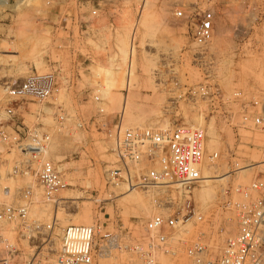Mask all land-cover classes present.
Wrapping results in <instances>:
<instances>
[{
	"label": "rangeland",
	"instance_id": "374dc122",
	"mask_svg": "<svg viewBox=\"0 0 264 264\" xmlns=\"http://www.w3.org/2000/svg\"><path fill=\"white\" fill-rule=\"evenodd\" d=\"M102 7V15L93 24L71 23L69 39L62 17L87 12L88 3L81 8L78 0H7L0 6V80L37 76L43 82L58 70L60 90L47 102L29 101L23 116L27 125L51 136L52 154L47 158L67 182L49 200L35 171L14 173L27 156L0 142V209L28 202L29 220L55 221L56 237L70 224H98L101 234H121L125 245L141 238L146 221L160 211L154 203L156 192L135 188L130 193L126 183L108 184L106 171L116 161L113 143L94 127H77L78 119L89 120L102 107L110 120L122 119L126 127L175 122L204 126L208 148L219 156L208 164L204 181L191 193L196 210L208 217L227 189L247 186L257 176L264 178V136L238 131L226 121L198 112L182 96L189 87L208 80L234 101V124L240 120L243 99L264 100V0H112ZM180 8L194 15L208 9L215 13L214 36L206 47L193 42L190 23L175 17ZM133 43V74L127 86L129 68L119 59L121 47L127 46L130 54ZM67 77L72 84H66ZM99 90L101 103L93 98ZM59 109L69 117L62 125L57 119ZM201 109H205L203 103ZM28 189L31 194L26 198ZM216 221L214 237L217 247H222L227 237L236 234L237 225L228 221L223 232V217ZM6 228V236L15 240L18 233L13 226ZM210 229L207 222L194 219L186 237L194 241ZM95 264L142 261L114 250L112 255L96 258Z\"/></svg>",
	"mask_w": 264,
	"mask_h": 264
},
{
	"label": "built area",
	"instance_id": "2783aa9c",
	"mask_svg": "<svg viewBox=\"0 0 264 264\" xmlns=\"http://www.w3.org/2000/svg\"><path fill=\"white\" fill-rule=\"evenodd\" d=\"M109 1L112 0H78L79 7L88 3L90 9L62 17L61 25L68 31V38L73 34L71 23L93 24L102 15V3ZM175 17L191 24L190 35L198 47L204 48L212 41V10H198L194 15L180 8ZM59 66L63 68V64ZM56 72L49 74L44 83L37 76L0 80V142L27 156L14 168V173L35 171L49 200H53L56 191L66 188L67 182L47 158L51 136L41 132L40 127L27 125L23 112L29 101L47 102L60 90ZM66 84H72L71 77L66 78ZM93 98L102 102L100 90ZM182 98L194 110L226 121L238 131L249 130L264 136V100L243 99L239 103L240 120L234 124V101L208 80L189 87ZM201 103L205 109L200 110ZM59 110L57 119L62 125L69 117L65 110ZM76 125L94 127L113 143L116 161L106 171L108 184L126 183L132 188L155 190L154 203L160 211L146 221L141 238L122 245L121 234H101L98 224H70L56 237L55 221L43 224L29 220L28 202L4 206L0 209V264H95L96 258L112 255L114 250L134 254L142 264H264L263 177L257 176L247 186L227 189L208 217L194 206L192 188L204 181L205 168L219 156L217 151L210 152L204 126L175 122L167 126L126 127L122 119L110 120L102 107L89 120L78 119ZM30 194L28 189L24 196L28 198ZM217 217H223V232L226 222L234 220L237 225L236 234L227 237L222 247H217L214 237ZM194 219L207 222L211 229L190 241L186 234ZM8 225L18 233L15 240L5 234ZM128 234L130 230L125 235Z\"/></svg>",
	"mask_w": 264,
	"mask_h": 264
},
{
	"label": "bare ground",
	"instance_id": "6f19581e",
	"mask_svg": "<svg viewBox=\"0 0 264 264\" xmlns=\"http://www.w3.org/2000/svg\"><path fill=\"white\" fill-rule=\"evenodd\" d=\"M147 2V1H146ZM7 4V0H0V6H2V5H6ZM146 4V3H145ZM136 29V28H135ZM134 29V30H135ZM135 32H136V30H135ZM133 40V39H132ZM122 41V40H121ZM126 42V41H125ZM122 44H124V41H123V43ZM126 44H128V43H126ZM126 44H124V45H126ZM120 45V44H119ZM123 45V47H121L122 49H121V59H119L120 61L122 60V63H126L127 65H128V68H129V70H128V77H127V86H129V84H130V79H131V76H132V74H133V66H134V64H133V61H134V59H135V47L133 46L134 45V43L132 44V46H131V50H130V54H129V50H127L126 48H124V47H127V46H124ZM121 46V45H120ZM128 48V47H127ZM4 60V59H3ZM6 60V59H5ZM114 60V59H113ZM7 61V60H6ZM5 62V61H4ZM122 105H123V112L126 110V106H127V99L125 98V100L123 101V103H122ZM51 148H53L54 149V145L51 147ZM51 154H52V151L51 150H48L47 151V155H50L51 156ZM5 175V174H4ZM121 188H122V186H121ZM128 190H130L129 192L131 193H133V191L135 190V188H128ZM63 193V192H62ZM63 195V194H62ZM60 196V198H64L65 199V196ZM65 195V194H64ZM56 202V201H55ZM52 203V202H51ZM88 208V207H87ZM48 210H49V208H47ZM86 213H89V210H86ZM102 258V257H101Z\"/></svg>",
	"mask_w": 264,
	"mask_h": 264
}]
</instances>
